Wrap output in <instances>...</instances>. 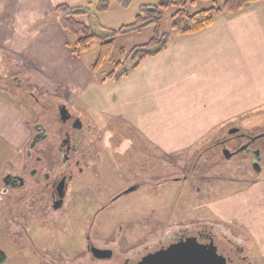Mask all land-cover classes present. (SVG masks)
I'll use <instances>...</instances> for the list:
<instances>
[{"label": "rangeland", "instance_id": "374dc122", "mask_svg": "<svg viewBox=\"0 0 264 264\" xmlns=\"http://www.w3.org/2000/svg\"><path fill=\"white\" fill-rule=\"evenodd\" d=\"M156 3L132 0L131 7L123 9L118 0H111L107 2L108 14L98 12V3L87 5L82 8L89 17L80 20L100 38L109 37L112 31L132 25L142 7ZM211 6L198 0L192 12ZM176 11L168 10L161 23L166 50L138 68H130L137 63L131 60L117 68L120 50L148 44L155 27L118 35L111 62L93 73L102 40L97 39L82 56L74 55L77 39L61 28L52 0H0V181L9 172L21 171L30 124L49 116V104L66 103L95 128V135L103 137L102 142L98 136L89 138L99 175L93 181L89 173L77 181V186L91 184V203L83 205V198L72 211L47 217L39 211L41 203L34 197L38 210L29 211L31 236L39 252L55 251L49 259L51 264L122 263H97L83 256L85 245L79 240L89 223L83 211L90 209L91 217L106 201L107 196L102 198L95 192L93 182L111 177L118 182L121 166L148 162L143 157L148 150L154 154L158 175L175 178L187 173L191 182L160 193L163 200L151 199L156 205L170 204L171 210L155 219L153 227L141 222L143 212L135 213L139 197L105 213L114 227L134 219L127 231L126 247L140 241L156 243L181 225L190 230L203 225L213 231L221 248L239 246L243 253L234 250L249 264H264V170L261 174L237 168L242 163L238 156L216 167L209 163L201 179L193 172L200 154L230 129L238 127L251 135L264 132V51L254 48L258 44L254 38L235 48L229 47L228 37L176 33L171 30V17ZM257 147L264 148V140L258 141ZM246 158L249 162L250 157ZM0 198V251L7 258L4 264H48L32 249L29 234L21 232L16 222L21 211L9 206L1 184ZM99 221L103 225V217ZM106 227L109 230L108 224ZM133 251H138L136 245Z\"/></svg>", "mask_w": 264, "mask_h": 264}, {"label": "flooded vegetation", "instance_id": "af4514ba", "mask_svg": "<svg viewBox=\"0 0 264 264\" xmlns=\"http://www.w3.org/2000/svg\"><path fill=\"white\" fill-rule=\"evenodd\" d=\"M31 97L34 98L33 95ZM34 99L38 104L39 100ZM49 105L47 107L49 116L45 119H37L34 124H30L31 135L26 143L23 156L24 164L21 171L9 172L1 179L0 184L2 185V192L9 199V206H13V209L15 208L17 212L21 211V216L23 212L26 213L25 216H20L19 220H16L20 224L21 232L29 234L30 245L36 255H39L41 259L44 256L47 263L51 264L49 259L53 258L55 251L39 252L40 249L31 236L32 224L28 217L32 214L29 211L32 209L38 210L34 197H38L36 200L42 206L39 211L46 216L68 213L83 198V205L91 203V196L89 195L91 184L77 186V181L79 182L89 173L93 176V181L96 180L94 176L99 175L98 162L95 152L90 147L91 141L89 138L91 135L98 136V141L102 142L103 137L95 135L97 133L94 130L95 128L73 113L66 103ZM260 140H264V132L251 135L245 133L241 128L234 127L227 134L218 137L215 143L204 151L205 153L200 154L193 172L197 178L201 179L205 172V166L208 167L209 163L216 167L223 162H231L240 156L242 160L239 162L242 163L237 168L246 167V170L262 174L264 170V148L257 147ZM136 154L139 155L137 152ZM247 156L250 157L249 162H247ZM143 157L149 159V161H133L130 165H122L117 173L118 182H113L112 177L106 181L93 182L95 192L101 193L102 198L107 197L106 201L101 202V207L91 217L89 216L90 209L86 208V211L79 210L85 213V218H89L88 226L83 231V238H79V241L85 245L86 251L83 256H90L97 263L118 260L122 261L120 264H138L150 254L183 242L188 237H193L201 244L210 245L213 242L227 264H249L246 257L238 254L239 251L243 253L241 247H234L238 253L233 247H230L231 249L221 248L213 231L211 229L206 230L203 225H196L197 227L192 230L181 225L177 231L169 233L164 239L159 238L153 244H145L140 241L135 244L137 252L133 251L135 245L134 247L125 246L129 243L127 231L132 228L135 222L134 219L119 222L114 227L109 225L110 219L105 213L130 198L136 199L139 197L141 201L135 213L143 212V216H139L141 222L147 223L148 227H153L157 222L155 219L162 215L165 216L167 213L170 214L171 210L169 209L170 204L168 206L167 204L156 205L151 199H159L161 197L160 193L172 186L182 188L187 182H191L187 173L183 177L175 178L158 175L157 172L160 170H157L158 164L152 151L148 150L146 155L143 154ZM255 159L259 160V171L254 167ZM192 175L194 174L190 176ZM110 179L112 182H110ZM198 190L200 191V188ZM102 217L104 226L101 224L102 220L98 222V219ZM107 224L109 230H107ZM11 238L14 242L15 237L12 236ZM133 239L137 238L134 237ZM134 242L137 241H133L131 245ZM141 246L143 249H138ZM129 251L134 253L130 257H125Z\"/></svg>", "mask_w": 264, "mask_h": 264}, {"label": "trees", "instance_id": "16d2710c", "mask_svg": "<svg viewBox=\"0 0 264 264\" xmlns=\"http://www.w3.org/2000/svg\"><path fill=\"white\" fill-rule=\"evenodd\" d=\"M119 5L123 9L131 6L132 0H118ZM205 3H211L209 9L199 12H192L198 4V0H157L155 5L142 7L132 25L124 26L118 31H112L111 36L100 38L96 35L92 28L81 21L82 16L89 17L87 10L82 7H71L69 5H60L56 8L60 16L61 28L70 36L77 39L73 46V54L80 57L87 53L97 39H101V47L92 66L93 73H99L108 63L111 62L112 55L115 51L116 37L130 32H141L142 30L154 26L155 35L153 39L146 45L137 47L131 51L120 50L119 61L116 64H123L131 60L137 62L130 67L138 68L145 60L159 55L167 49V41L163 44L166 37L160 32L161 23L164 14L171 8L177 11L171 17V30L183 36H193L211 28L218 18L224 15H235L243 11L249 6L264 2V0H200ZM99 13H107L110 6L102 3L98 7ZM72 46V45H71ZM70 46V47H71ZM128 69L125 71L127 72ZM7 261L5 254L0 251V264Z\"/></svg>", "mask_w": 264, "mask_h": 264}, {"label": "crops", "instance_id": "0c3cea01", "mask_svg": "<svg viewBox=\"0 0 264 264\" xmlns=\"http://www.w3.org/2000/svg\"><path fill=\"white\" fill-rule=\"evenodd\" d=\"M109 1L111 0H52V3L54 8H57L60 5L83 7ZM191 37H228L229 47L235 48L247 45L254 38L253 42L258 40V44L255 43L253 47L262 52L264 51V2L249 6L235 15H224L218 18L211 28Z\"/></svg>", "mask_w": 264, "mask_h": 264}, {"label": "water", "instance_id": "95a60500", "mask_svg": "<svg viewBox=\"0 0 264 264\" xmlns=\"http://www.w3.org/2000/svg\"><path fill=\"white\" fill-rule=\"evenodd\" d=\"M236 132V131H235ZM259 160H254V167L259 171ZM138 264H227L223 255L213 244H201L196 238L188 237L185 241L163 248L145 257Z\"/></svg>", "mask_w": 264, "mask_h": 264}]
</instances>
